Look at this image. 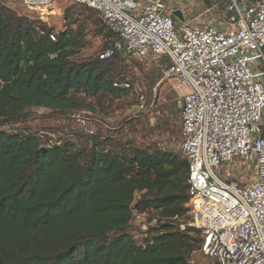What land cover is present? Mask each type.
Instances as JSON below:
<instances>
[{"label":"trees","instance_id":"trees-1","mask_svg":"<svg viewBox=\"0 0 264 264\" xmlns=\"http://www.w3.org/2000/svg\"><path fill=\"white\" fill-rule=\"evenodd\" d=\"M7 3L0 0V264H191L202 236L178 227L189 201L180 148L138 145L109 128L52 139L54 130L22 127L33 109L97 113L90 100L127 95L128 82L113 83L130 57L78 60L86 36L108 35L84 5L71 3L56 32ZM173 111L181 142L180 109ZM133 208L157 220L139 237Z\"/></svg>","mask_w":264,"mask_h":264},{"label":"built area","instance_id":"built-area-1","mask_svg":"<svg viewBox=\"0 0 264 264\" xmlns=\"http://www.w3.org/2000/svg\"><path fill=\"white\" fill-rule=\"evenodd\" d=\"M9 1L42 20L56 0ZM64 1L97 11L108 32L99 60L164 58L165 78L186 90L179 148L189 201L179 230L200 231V253L212 264H264V0H221L222 15L204 25L166 15L164 0ZM156 222L132 209L139 232Z\"/></svg>","mask_w":264,"mask_h":264},{"label":"rangeland","instance_id":"rangeland-1","mask_svg":"<svg viewBox=\"0 0 264 264\" xmlns=\"http://www.w3.org/2000/svg\"><path fill=\"white\" fill-rule=\"evenodd\" d=\"M220 1L166 0L165 4L168 7L174 4L182 5V9L189 15V21L204 25L222 15ZM70 5L69 1H54L41 20L37 12L29 11L16 2L7 3V6L18 14L39 19L48 27L54 28L56 32L62 29L63 13ZM105 40L106 35L102 33L86 36L89 46L79 55L78 60L94 59L105 49ZM124 56L130 59L123 63L125 68L120 70V74H123L124 79L117 83L130 84L127 95L117 99L104 97L100 104L96 100H90V104L99 111L97 113L84 111L68 117H60L52 116L42 109H33L29 119L22 125L23 129L39 133L46 129L54 130L56 133L49 135V138H58L62 134L63 137L72 139L75 133L93 135L100 129L108 130L109 128L117 137L132 140L138 145H156L166 151L180 154V138L179 132L175 133L176 120L173 110L174 106L180 109L182 96L186 90L179 87L175 79L165 78L163 67L166 59L155 56L144 59ZM11 129L14 128L9 127L6 130ZM253 171V166H250L245 175L251 177ZM236 174L235 176L238 177ZM132 232L139 237L137 230ZM191 264H212V262L198 251L192 255Z\"/></svg>","mask_w":264,"mask_h":264},{"label":"crops","instance_id":"crops-1","mask_svg":"<svg viewBox=\"0 0 264 264\" xmlns=\"http://www.w3.org/2000/svg\"><path fill=\"white\" fill-rule=\"evenodd\" d=\"M165 1H166V0H164V2H165ZM165 6H166V10H165V14H166V15H172V12L178 10V11L181 12L184 21L189 22V15L186 13V11H185L184 9H182V5L174 4L173 6L168 7V6L165 4ZM214 6H216V4H215Z\"/></svg>","mask_w":264,"mask_h":264},{"label":"water","instance_id":"water-1","mask_svg":"<svg viewBox=\"0 0 264 264\" xmlns=\"http://www.w3.org/2000/svg\"><path fill=\"white\" fill-rule=\"evenodd\" d=\"M172 15H173L175 18H177L178 20H180V21H183V20H184L182 14H181V12L178 11V10L172 12ZM43 150H44V149H43Z\"/></svg>","mask_w":264,"mask_h":264}]
</instances>
